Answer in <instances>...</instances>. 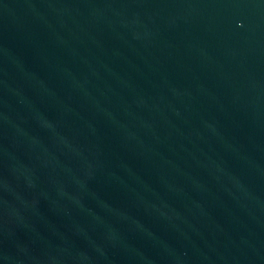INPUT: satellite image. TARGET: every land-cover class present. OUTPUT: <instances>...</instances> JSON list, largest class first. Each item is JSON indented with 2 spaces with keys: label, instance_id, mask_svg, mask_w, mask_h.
<instances>
[{
  "label": "water",
  "instance_id": "obj_1",
  "mask_svg": "<svg viewBox=\"0 0 264 264\" xmlns=\"http://www.w3.org/2000/svg\"><path fill=\"white\" fill-rule=\"evenodd\" d=\"M0 264H264V0H0Z\"/></svg>",
  "mask_w": 264,
  "mask_h": 264
}]
</instances>
